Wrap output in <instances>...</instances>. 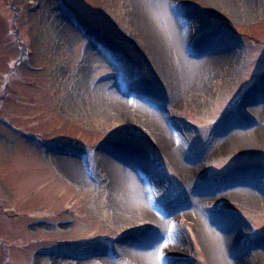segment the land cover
<instances>
[{
  "label": "rangeland",
  "instance_id": "1",
  "mask_svg": "<svg viewBox=\"0 0 264 264\" xmlns=\"http://www.w3.org/2000/svg\"><path fill=\"white\" fill-rule=\"evenodd\" d=\"M136 1L0 0V264H214L225 223V260L264 264V140L221 142L264 109V0ZM211 45L226 58L191 76Z\"/></svg>",
  "mask_w": 264,
  "mask_h": 264
},
{
  "label": "bare ground",
  "instance_id": "2",
  "mask_svg": "<svg viewBox=\"0 0 264 264\" xmlns=\"http://www.w3.org/2000/svg\"><path fill=\"white\" fill-rule=\"evenodd\" d=\"M136 2L140 5V8H141L143 4L142 3L143 0H137ZM143 11H145L144 8H143ZM139 12H140V16L138 15V17H140V20L143 19L145 22V18H146L145 14L141 15V10ZM147 19H150V17H148ZM146 21L148 22V20ZM176 32H177V35H174L172 28H169V34H167L166 36L167 40L165 42L163 41L160 42L159 40L155 39L156 48L159 52V58L161 62H165L166 60H168L169 56L167 54L168 52H170L169 50L172 49L176 45V42H179L180 34L178 31ZM205 53H207L206 56L199 58V60H197L196 62L192 64L191 66L192 71L190 72L191 76H193L194 73H198L199 71L201 72L203 70V67H205L206 64L210 63L212 65H218L222 61H224V59L226 58L225 57L226 53H222V51L214 50L213 45H211L208 49H206ZM261 89L263 90V95H264V85L262 86ZM255 100H253L249 105L246 106L247 108L245 110V115L243 116L241 121H239L238 123L232 124L230 127H227V132L225 133V135H223L221 139L222 145L224 146H227V145L244 146L245 144L246 146H248L249 145L248 140H250L251 138H253L256 142H262L264 140V132L257 126V121L261 120L264 114V109H263V105L259 104V102ZM111 104L112 106L116 108V110L119 113L123 115L125 114L126 109L120 99L111 101ZM102 105L105 107H112L108 105L107 103L106 104L103 103ZM251 108L255 109L254 113L251 112L252 111L250 110ZM154 122H155L154 125H156V129L160 131L158 142L161 148H163L164 150H167L168 142L164 139L163 130L159 126L156 119H154ZM113 169L115 170V173H116L115 177L116 178L118 177V180H117L118 183L121 182V184L124 185L121 189L122 192H124L123 195L125 194V196H127L123 198L124 202L119 207V210L122 211L123 214L129 215V217L133 220L141 219V220L150 222L149 217L143 211V203L137 195V190H138L137 182L133 180L131 175H129L127 169L125 168L119 169V168H116L114 165H113ZM125 173H128L127 180L126 181H124V179L119 180L121 177L123 178V175H125ZM127 187L132 188V191L134 194L129 195V193H127ZM229 188H232L231 192L237 191L238 190L237 183H232L229 186ZM238 195H239L238 196L239 198H242V200L246 202H249V201L253 202L256 197L255 192H251L250 190L247 191L243 195L241 193H239ZM198 199H199L198 197H194L193 201L196 202ZM216 225L219 226V229H211L208 232L210 249L215 257L214 264H237L238 260L234 259L232 261H227L223 257V253L225 252L226 247L228 243L230 242V238L232 240V237L230 236L228 229L226 230L224 226L226 225V223L224 225H218V224ZM153 237L151 238L149 237L148 240L153 241L154 239ZM140 243H143V242H140ZM135 252H131V253L136 258L137 262H139V264H154V262L151 259V256H149L150 254L149 250H146V249L142 251L137 250Z\"/></svg>",
  "mask_w": 264,
  "mask_h": 264
}]
</instances>
